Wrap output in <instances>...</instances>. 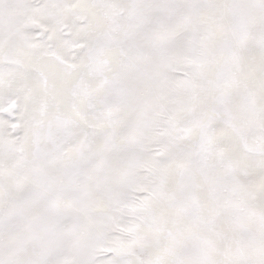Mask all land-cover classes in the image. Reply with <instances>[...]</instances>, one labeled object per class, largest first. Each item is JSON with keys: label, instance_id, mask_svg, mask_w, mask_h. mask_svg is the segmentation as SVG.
<instances>
[{"label": "snow or ice", "instance_id": "snow-or-ice-1", "mask_svg": "<svg viewBox=\"0 0 264 264\" xmlns=\"http://www.w3.org/2000/svg\"><path fill=\"white\" fill-rule=\"evenodd\" d=\"M0 264H264V0H0Z\"/></svg>", "mask_w": 264, "mask_h": 264}]
</instances>
